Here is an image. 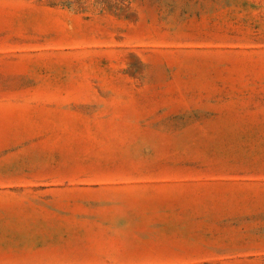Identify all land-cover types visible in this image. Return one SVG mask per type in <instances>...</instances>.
Wrapping results in <instances>:
<instances>
[{
  "label": "rangeland",
  "instance_id": "374dc122",
  "mask_svg": "<svg viewBox=\"0 0 264 264\" xmlns=\"http://www.w3.org/2000/svg\"><path fill=\"white\" fill-rule=\"evenodd\" d=\"M0 264H264V0H0Z\"/></svg>",
  "mask_w": 264,
  "mask_h": 264
}]
</instances>
